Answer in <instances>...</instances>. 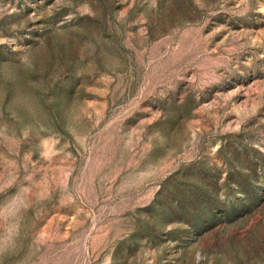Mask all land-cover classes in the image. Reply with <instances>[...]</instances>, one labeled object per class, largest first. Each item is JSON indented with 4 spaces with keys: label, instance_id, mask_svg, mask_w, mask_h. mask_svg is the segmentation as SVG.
Returning <instances> with one entry per match:
<instances>
[{
    "label": "rangeland",
    "instance_id": "1",
    "mask_svg": "<svg viewBox=\"0 0 264 264\" xmlns=\"http://www.w3.org/2000/svg\"><path fill=\"white\" fill-rule=\"evenodd\" d=\"M0 264H264V0H0Z\"/></svg>",
    "mask_w": 264,
    "mask_h": 264
}]
</instances>
